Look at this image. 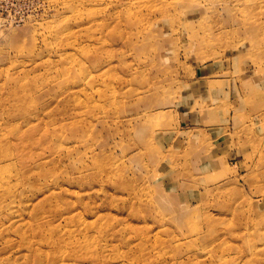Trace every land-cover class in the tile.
<instances>
[{
  "label": "rangeland",
  "instance_id": "obj_1",
  "mask_svg": "<svg viewBox=\"0 0 264 264\" xmlns=\"http://www.w3.org/2000/svg\"><path fill=\"white\" fill-rule=\"evenodd\" d=\"M0 174V264H264V0H0Z\"/></svg>",
  "mask_w": 264,
  "mask_h": 264
},
{
  "label": "bare ground",
  "instance_id": "obj_2",
  "mask_svg": "<svg viewBox=\"0 0 264 264\" xmlns=\"http://www.w3.org/2000/svg\"><path fill=\"white\" fill-rule=\"evenodd\" d=\"M68 11H70V10L68 9ZM68 70L71 71L72 69L69 68ZM81 76L83 77V74ZM66 127H65V130H66ZM92 150L93 149L91 147L90 148V152ZM66 151L69 152V147H66ZM13 178H14L13 176H11V177H5V176H3V175L0 174V192H2V194H4L6 197L9 196V199L11 201H14V199L16 197V194L18 193V190L14 186V182L12 181ZM6 207L9 208L10 207V204H7ZM256 214H257V210H256ZM145 243H146L145 240L143 242L140 241V242L137 243V247H141L139 249L140 250H143L142 251L143 253H144V251L147 250ZM124 244L127 246V244H129V242L128 243L127 242L125 243V241H124ZM143 253H142V256H138V254H136L137 256L134 255L135 261H141L142 260L144 262H147L148 260H150V259H147V257H145ZM113 259L114 260L118 259V256H113L111 259H108V261H106L107 264H117L116 262H118V261H114Z\"/></svg>",
  "mask_w": 264,
  "mask_h": 264
}]
</instances>
